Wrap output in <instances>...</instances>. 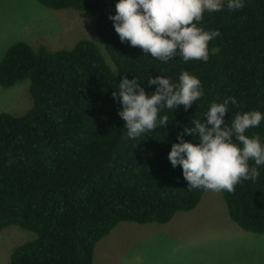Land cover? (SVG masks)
Masks as SVG:
<instances>
[{"label":"trees","instance_id":"16d2710c","mask_svg":"<svg viewBox=\"0 0 264 264\" xmlns=\"http://www.w3.org/2000/svg\"><path fill=\"white\" fill-rule=\"evenodd\" d=\"M37 1L49 9L96 12L99 46L112 67L88 39L70 49L24 40L5 49L0 86L28 79L32 105L19 115L0 112V229L14 224L35 233L12 250L9 264H95V244L117 223H166L199 202L206 190H189L182 167L168 158L186 125L206 121L211 104L227 97L238 101L229 105L228 124L237 112L264 115V0H244L236 11L225 2L221 11L204 13L198 26L221 32L209 42L207 62L180 56L163 62L122 43L109 19L117 0ZM183 71L200 79L205 95L187 111L183 105L163 109L166 128L127 138L122 105L112 95L124 76L151 95L156 85H148L149 77L178 83ZM254 133L264 143V120L246 135ZM183 139L199 142L198 134ZM257 169L255 182L221 194L234 223L264 233V165Z\"/></svg>","mask_w":264,"mask_h":264},{"label":"clouds","instance_id":"9594fccd","mask_svg":"<svg viewBox=\"0 0 264 264\" xmlns=\"http://www.w3.org/2000/svg\"><path fill=\"white\" fill-rule=\"evenodd\" d=\"M242 9L244 0H117L115 15H110L122 43L139 47L163 62L180 56L184 62L210 59L209 42L221 36L219 29L205 30L200 25L204 13ZM148 85L156 91L148 95L140 81L127 76L113 91L114 99L122 105L119 115L125 122L127 138L166 128L167 115L163 109L176 110L183 105L187 111L205 95L201 81L183 71L179 82L158 75L149 77ZM238 106L235 97L211 104L206 121L194 119L178 133L180 142L173 143L168 158L173 167L181 166L188 189L201 188L213 192L234 193L243 181L255 182L259 177L257 166L264 165V143L259 134L246 135L264 120L258 110L237 112L228 124L225 116L229 105ZM184 134H198V143L183 139ZM242 145V147H241ZM254 162V165L250 164Z\"/></svg>","mask_w":264,"mask_h":264},{"label":"rangeland","instance_id":"374dc122","mask_svg":"<svg viewBox=\"0 0 264 264\" xmlns=\"http://www.w3.org/2000/svg\"><path fill=\"white\" fill-rule=\"evenodd\" d=\"M81 39L93 41L107 61L99 46L103 41L96 30V12L49 9L37 0H0V58L16 40L57 50L70 49ZM31 105L28 79L8 88L0 86V112L19 115ZM34 237L33 231L14 224L0 229V264H9L12 250ZM93 261L264 264V233L239 227L229 217L221 192L206 190L195 207L175 212L166 223H117L95 244Z\"/></svg>","mask_w":264,"mask_h":264}]
</instances>
